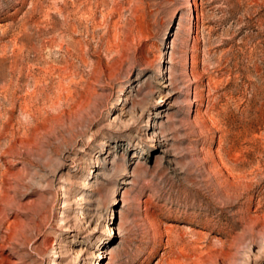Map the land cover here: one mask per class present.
<instances>
[{
	"label": "rangeland",
	"instance_id": "obj_1",
	"mask_svg": "<svg viewBox=\"0 0 264 264\" xmlns=\"http://www.w3.org/2000/svg\"><path fill=\"white\" fill-rule=\"evenodd\" d=\"M0 264H264V0H0Z\"/></svg>",
	"mask_w": 264,
	"mask_h": 264
}]
</instances>
